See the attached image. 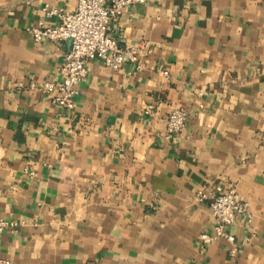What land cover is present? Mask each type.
I'll return each instance as SVG.
<instances>
[{
  "label": "crops",
  "instance_id": "0c3cea01",
  "mask_svg": "<svg viewBox=\"0 0 264 264\" xmlns=\"http://www.w3.org/2000/svg\"><path fill=\"white\" fill-rule=\"evenodd\" d=\"M78 0H0V254L15 264H264V0H145L111 23L136 61L99 58L72 107L44 91L71 40L31 27ZM168 70V74L165 72ZM174 106L184 129L164 135ZM149 110V111H148ZM236 187L253 219L212 231L210 194ZM250 237V238H249Z\"/></svg>",
  "mask_w": 264,
  "mask_h": 264
},
{
  "label": "built area",
  "instance_id": "2783aa9c",
  "mask_svg": "<svg viewBox=\"0 0 264 264\" xmlns=\"http://www.w3.org/2000/svg\"><path fill=\"white\" fill-rule=\"evenodd\" d=\"M142 1L145 0H78L77 7L73 10L49 4L44 6V10L57 16L59 22L51 24L44 18L39 19L31 27L35 39L46 37L60 41L71 38L70 51L58 66L61 78L48 79L43 83L44 91H54L53 102L67 107L74 105L79 91L78 84L89 71L90 59L99 58L116 69L123 68L126 59H131L141 67L138 48L134 45L122 46L111 30V23L123 13L127 5ZM165 72L168 74V70ZM188 115L185 107L174 106L166 117L164 135L171 138L182 131ZM217 188L215 194H210L203 188L197 191L200 200L210 198L214 217L213 230L202 232L200 240L210 243L220 237H226L232 243L230 252L234 255L238 252L239 245L230 227L239 214H244L249 221H252L253 216L248 200L240 197L236 187ZM19 222L17 219H7L0 215V233L6 227L16 226ZM0 264L15 263L0 254Z\"/></svg>",
  "mask_w": 264,
  "mask_h": 264
},
{
  "label": "water",
  "instance_id": "95a60500",
  "mask_svg": "<svg viewBox=\"0 0 264 264\" xmlns=\"http://www.w3.org/2000/svg\"><path fill=\"white\" fill-rule=\"evenodd\" d=\"M71 40V38H69Z\"/></svg>",
  "mask_w": 264,
  "mask_h": 264
}]
</instances>
